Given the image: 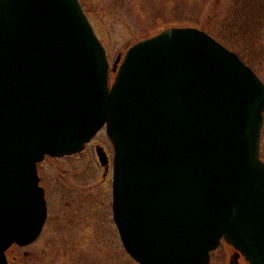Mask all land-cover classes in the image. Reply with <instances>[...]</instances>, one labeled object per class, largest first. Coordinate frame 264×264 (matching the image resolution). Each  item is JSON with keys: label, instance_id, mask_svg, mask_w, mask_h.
<instances>
[{"label": "water", "instance_id": "obj_1", "mask_svg": "<svg viewBox=\"0 0 264 264\" xmlns=\"http://www.w3.org/2000/svg\"><path fill=\"white\" fill-rule=\"evenodd\" d=\"M113 69L109 86L79 0H0V264L43 223L37 162L105 122L113 217L136 261L208 264L223 238L264 264V83L195 26L134 42Z\"/></svg>", "mask_w": 264, "mask_h": 264}, {"label": "rangeland", "instance_id": "obj_2", "mask_svg": "<svg viewBox=\"0 0 264 264\" xmlns=\"http://www.w3.org/2000/svg\"><path fill=\"white\" fill-rule=\"evenodd\" d=\"M92 26L103 43L109 62V82L118 55L133 42L173 25L195 26L210 31V19L222 15L232 0H79ZM259 38L261 49L244 48L254 63L253 69L264 83V33ZM212 35V34H211ZM117 66V63H116ZM264 121V111H263ZM263 123V122H262ZM263 125V124H262ZM262 132V128H261ZM260 137V156L264 160V130ZM107 143L105 134L94 143ZM93 143V144H94ZM93 144L78 157L50 158L38 166L42 184L51 198L52 213L48 232L41 240L26 247L11 246L10 264H140L125 250L111 211L110 177L93 152ZM92 187L97 216L85 214L82 205L69 210L65 187ZM90 205H94L89 198ZM95 204V205H96ZM82 213H81V212ZM51 228V229H50ZM235 248L221 240L210 252L208 264H249L242 255L235 257Z\"/></svg>", "mask_w": 264, "mask_h": 264}, {"label": "trees", "instance_id": "obj_3", "mask_svg": "<svg viewBox=\"0 0 264 264\" xmlns=\"http://www.w3.org/2000/svg\"><path fill=\"white\" fill-rule=\"evenodd\" d=\"M208 18L210 33L253 69V61L243 50L248 48L253 53L261 49L259 38L264 33V0H232L222 15L215 13ZM263 130L264 121L261 134Z\"/></svg>", "mask_w": 264, "mask_h": 264}, {"label": "flooded vegetation", "instance_id": "obj_4", "mask_svg": "<svg viewBox=\"0 0 264 264\" xmlns=\"http://www.w3.org/2000/svg\"><path fill=\"white\" fill-rule=\"evenodd\" d=\"M105 134L106 139H107V143L103 142H97L94 143L97 136L100 134ZM94 143V144H93ZM93 144V152L95 153V157L98 159V155L96 152V148L97 147H102V149L104 150V152L106 153L107 159H106V163L104 165H102L99 161V164L101 165V167L104 170L103 173V177H110V180L112 179V166H113V147L112 144L110 142V140L108 139L106 132H105V126H103L101 129H99L96 134L87 142L85 143L84 149L72 154H67V155H62V156H45V158L39 162L37 164V173H38V177H39V185L42 187L43 191H44V197H45V202H46V215L43 221V224L41 225V228L38 232V234L29 242L27 243H23V244H12L11 246H18V247H26V246H30L32 244H34L35 242H38L39 240L42 239V237L45 235L46 232H48V228L50 226V220H51V213H52V204L54 201V198H51L49 196V193L46 190V187L42 184V177L39 175L38 172V166L46 159V157H50V158H66V157H78L80 156V154L84 153L85 150L87 149L88 146H91ZM85 155L88 153L85 152ZM94 189H92V187L89 186H77V185H70V187H65V193L67 195L66 198H68V203H66L67 207H69V210H73L79 208V204L82 205V209L84 210L85 214H92L93 216H97V204L95 202V200H93V198L95 197V194L93 192ZM110 190H111V182H110ZM92 198L94 205H90V200L89 198ZM96 204V205H95ZM81 212V211H80ZM82 213V212H81ZM51 229V228H50ZM11 246L6 250V257L8 260V264H10V260L8 258V254L7 252H9V249L11 248ZM239 256V255H238ZM237 258V256H236Z\"/></svg>", "mask_w": 264, "mask_h": 264}]
</instances>
